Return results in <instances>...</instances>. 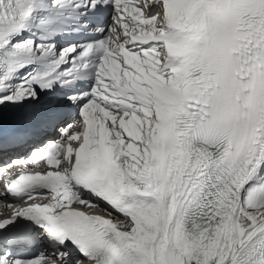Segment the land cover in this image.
<instances>
[{
	"label": "snow or ice",
	"instance_id": "snow-or-ice-1",
	"mask_svg": "<svg viewBox=\"0 0 264 264\" xmlns=\"http://www.w3.org/2000/svg\"><path fill=\"white\" fill-rule=\"evenodd\" d=\"M0 157V264H264V0H0Z\"/></svg>",
	"mask_w": 264,
	"mask_h": 264
},
{
	"label": "bare ground",
	"instance_id": "bare-ground-1",
	"mask_svg": "<svg viewBox=\"0 0 264 264\" xmlns=\"http://www.w3.org/2000/svg\"><path fill=\"white\" fill-rule=\"evenodd\" d=\"M20 207H22V206H20ZM3 209H6V207H5V206H3Z\"/></svg>",
	"mask_w": 264,
	"mask_h": 264
}]
</instances>
